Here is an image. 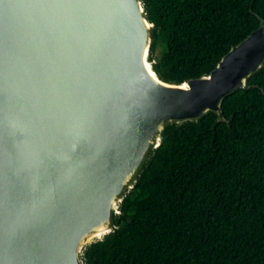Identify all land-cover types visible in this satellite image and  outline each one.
<instances>
[{
  "label": "water",
  "instance_id": "obj_1",
  "mask_svg": "<svg viewBox=\"0 0 264 264\" xmlns=\"http://www.w3.org/2000/svg\"><path fill=\"white\" fill-rule=\"evenodd\" d=\"M140 0H0V264H83L165 129L264 65V20L208 75L161 81Z\"/></svg>",
  "mask_w": 264,
  "mask_h": 264
},
{
  "label": "trees",
  "instance_id": "obj_2",
  "mask_svg": "<svg viewBox=\"0 0 264 264\" xmlns=\"http://www.w3.org/2000/svg\"><path fill=\"white\" fill-rule=\"evenodd\" d=\"M149 61L182 84L208 75L264 20V0H140ZM208 113L164 130L116 228L83 264H264V65Z\"/></svg>",
  "mask_w": 264,
  "mask_h": 264
}]
</instances>
